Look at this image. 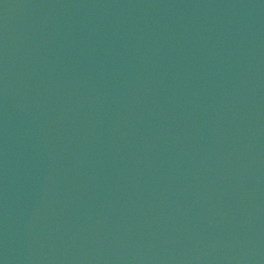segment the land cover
<instances>
[{
  "label": "water",
  "instance_id": "obj_1",
  "mask_svg": "<svg viewBox=\"0 0 264 264\" xmlns=\"http://www.w3.org/2000/svg\"><path fill=\"white\" fill-rule=\"evenodd\" d=\"M0 264H264V0H0Z\"/></svg>",
  "mask_w": 264,
  "mask_h": 264
}]
</instances>
